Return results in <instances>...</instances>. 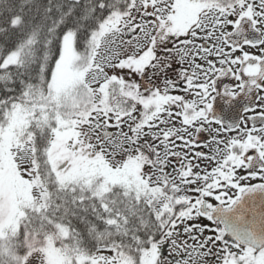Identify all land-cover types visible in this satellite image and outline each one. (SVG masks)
Returning a JSON list of instances; mask_svg holds the SVG:
<instances>
[{"label":"snow or ice","instance_id":"1","mask_svg":"<svg viewBox=\"0 0 264 264\" xmlns=\"http://www.w3.org/2000/svg\"><path fill=\"white\" fill-rule=\"evenodd\" d=\"M0 264H264V0H0Z\"/></svg>","mask_w":264,"mask_h":264}]
</instances>
